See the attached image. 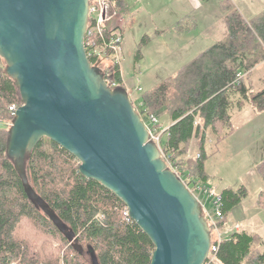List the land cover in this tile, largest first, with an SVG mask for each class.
<instances>
[{"label": "water", "instance_id": "obj_1", "mask_svg": "<svg viewBox=\"0 0 264 264\" xmlns=\"http://www.w3.org/2000/svg\"><path fill=\"white\" fill-rule=\"evenodd\" d=\"M89 0H0V57L21 99L6 156L30 202L83 254L75 231L33 188L26 164L44 137L127 207L154 249L150 264H204L211 228L198 196L163 158L123 85L87 56Z\"/></svg>", "mask_w": 264, "mask_h": 264}, {"label": "trees", "instance_id": "obj_2", "mask_svg": "<svg viewBox=\"0 0 264 264\" xmlns=\"http://www.w3.org/2000/svg\"><path fill=\"white\" fill-rule=\"evenodd\" d=\"M108 4L110 15L115 16L118 0H108ZM225 20L228 35L224 40L206 48L174 77L140 97L142 111L147 114L169 113L174 123L166 128L162 151L180 158L175 161L179 172L188 175V182L206 183L205 142L211 133L218 139L231 134V98L238 95L237 106L239 100L249 99L256 111L264 110V89L249 95L237 75L264 58V15L246 20L231 11ZM115 76L121 83L118 69ZM12 103L19 104L21 99L0 57V120L9 118ZM218 124L229 128L223 132ZM6 137L7 129L0 127V264H150L154 245L129 218L125 204L96 180L82 176L79 161L44 137L27 161V176L37 193L75 231L83 247V254L78 253L26 196L6 156ZM193 139L199 153L185 158ZM256 171L264 184V158ZM218 193L226 217L246 195V189L227 187ZM259 200L264 204V193ZM209 264H264V241L247 229L235 230L219 243Z\"/></svg>", "mask_w": 264, "mask_h": 264}, {"label": "crops", "instance_id": "obj_3", "mask_svg": "<svg viewBox=\"0 0 264 264\" xmlns=\"http://www.w3.org/2000/svg\"><path fill=\"white\" fill-rule=\"evenodd\" d=\"M118 2V9L115 13L116 17H114L111 25L119 22L122 27L123 40L120 52V56L122 57L121 60L125 58L126 32L133 38H135L136 35H141V39L147 40L149 38L153 40L150 36V33H152L155 37L154 39H160L156 46L158 47L157 54L162 56L159 60L153 59L152 61L155 62L154 64L169 65V62H174L175 60L177 62L179 56L183 54L185 57L183 56V59L177 63L176 69L178 71L183 65L190 63L206 48L227 37L228 26L225 16L231 11L239 13L246 20L264 15V0H118ZM227 6L229 7L228 11L226 10ZM166 39H171L173 42L170 45H166L164 43ZM161 40L163 42H161ZM242 73V81L246 86L249 95L251 92H258L264 89V58L252 69ZM120 75L121 83L126 88L128 81L124 80L121 66ZM169 77L170 76L163 77L161 80ZM237 97L235 96L234 98H231L234 102L230 109V120L232 122L231 134H235V130H237L236 122L242 115H251L255 117L264 115V110L256 111L249 99L239 100L241 101V105L237 106L238 103H235ZM173 123L174 122L171 121L168 126ZM218 127L222 128L223 132L227 131L229 128V126L225 124H218ZM246 131H264V125L260 128H250ZM225 138L227 137L218 139L216 138V135L211 133L205 142V146L209 143L213 150ZM193 141L196 144V140L193 139ZM258 163H256V165ZM203 167V174L206 176L205 181L207 182L211 176L206 172L205 164ZM257 175L259 176L258 173ZM259 179H261L260 176ZM246 184L247 182L238 186H243L246 189V195L242 200L248 194V187ZM227 187L230 186H223L218 192ZM238 187H235L234 189H237ZM263 193L264 190H260L256 198V205L261 208H264V204H260L259 199ZM241 201L233 209L238 207ZM233 209L226 217H224V222L225 220L227 221ZM235 219L239 221L243 220L242 213H238L235 216ZM235 224V230L247 229L243 223L235 221ZM233 226L234 224L226 227L227 231L224 233V238L229 237L230 234L228 232Z\"/></svg>", "mask_w": 264, "mask_h": 264}, {"label": "rangeland", "instance_id": "obj_4", "mask_svg": "<svg viewBox=\"0 0 264 264\" xmlns=\"http://www.w3.org/2000/svg\"><path fill=\"white\" fill-rule=\"evenodd\" d=\"M112 22L113 20L111 19L106 25ZM150 36L153 40L150 38L148 40L141 39V35H136L133 38L126 32L125 58L120 63L124 80L128 81L126 89L146 125L150 124V118L145 111H142L140 97L143 92L149 91L160 84L163 80L161 78L166 76L174 77L178 72L176 69L177 63L183 59V56L185 57L182 54L179 56L177 62L176 60L169 62V65L154 64L153 59L159 60L162 57L157 54L158 47L156 46L160 39H154L155 37L152 33H150ZM161 42L163 41L161 40ZM172 42L173 40L166 39L164 43L170 45ZM102 57H104L103 60L106 66L112 65L115 61L113 56L110 55ZM137 86L142 90H138ZM155 115L158 120V129L162 132L161 142L164 144L167 137L164 129L172 120L166 111L158 112ZM263 125L264 115L257 117L242 115L236 122L237 130H235V134H231L229 137L223 139L213 150L211 144L207 143L205 146L204 164L206 172L211 176L205 185L210 188L213 195H217L223 186L228 185L235 188L247 182L248 194L241 201L240 205L233 209L227 221L225 220L223 223V227L221 228L223 235L226 233L228 225L234 224L233 228L229 230V234L235 231V221H238L243 223L248 230L259 233L264 241V208L256 205L258 192L264 190V185L255 171L256 163L264 158V131H246L250 128H260ZM198 153L199 149L192 140L185 158L194 157ZM176 158L180 159L179 157ZM176 158L173 159L179 162ZM196 193L199 200L213 213L214 206L212 200L207 199L198 191ZM238 213H242L243 220L239 221L235 219ZM54 244L57 243L54 242Z\"/></svg>", "mask_w": 264, "mask_h": 264}, {"label": "built area", "instance_id": "obj_5", "mask_svg": "<svg viewBox=\"0 0 264 264\" xmlns=\"http://www.w3.org/2000/svg\"><path fill=\"white\" fill-rule=\"evenodd\" d=\"M108 0H89V13H88V22H87V30L85 35V46L87 56L89 57L92 64L97 62L101 67L104 73V80L110 87H115L120 85L121 83L117 80L115 74L116 69L120 72V62H121V44L123 40V32L122 27L119 22L115 24L106 25L111 19L113 20L114 15H110ZM113 56L114 63L112 65L106 66L104 64V60L102 56ZM238 78H242L243 73L239 72ZM138 90H141L139 86H137ZM20 105L17 103H12L8 106L9 118L5 120H0V127L8 128L11 124V119L15 114L16 108ZM150 118V124L146 125L149 130V138L153 140L162 151V132L159 131L156 124H158V120L155 114H148ZM166 132V129H164ZM167 133V132H166ZM163 158L166 160L168 166L174 170L177 174H179L182 179L186 182L187 186L197 195L196 191L205 196L207 199L212 200V204L214 206V212L207 208V206L201 202L203 213L208 221V224L211 228V246L209 251V262L204 264H209L211 261H214V252L217 250L218 245L224 239L223 232L221 228L224 223V216L221 211V200L219 193L217 195H213L210 188L203 184L202 182H194L187 181L188 175L182 174L179 172V165L172 158L170 153H163ZM194 188V190L192 189ZM199 198V197H198ZM127 214V212H125Z\"/></svg>", "mask_w": 264, "mask_h": 264}]
</instances>
